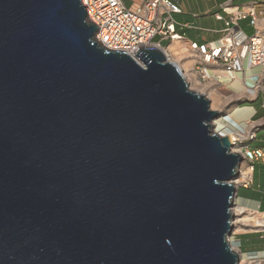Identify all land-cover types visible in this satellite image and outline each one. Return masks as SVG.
<instances>
[{"label": "water", "instance_id": "water-1", "mask_svg": "<svg viewBox=\"0 0 264 264\" xmlns=\"http://www.w3.org/2000/svg\"><path fill=\"white\" fill-rule=\"evenodd\" d=\"M86 18L0 0V264H240L225 115L163 51L107 50Z\"/></svg>", "mask_w": 264, "mask_h": 264}, {"label": "built area", "instance_id": "built-area-1", "mask_svg": "<svg viewBox=\"0 0 264 264\" xmlns=\"http://www.w3.org/2000/svg\"><path fill=\"white\" fill-rule=\"evenodd\" d=\"M80 1L87 14L86 21L97 28L95 41L107 50L124 52L134 58L140 46L154 47L163 51L171 62L170 47L181 43L183 53L177 56L180 63L191 64L187 76L181 71L190 88L189 82L193 81L196 86L202 82L224 83L226 77L221 74H226L230 81L238 75L245 80L247 71L254 69L261 71L258 77H253L257 82L256 88L260 86L258 82L264 80V9L259 8L256 2L222 5L220 12L215 14L217 20L224 21L222 37L214 43L197 44L185 42L177 32V27L188 26L175 22L174 15L182 14V10L170 0H145L133 8L125 7L121 0ZM224 15L227 16L225 20ZM242 20H248L252 28L249 37H245L239 28ZM171 63L179 68L176 63ZM214 123L217 132L218 121ZM221 124L223 130L234 136L232 151L240 155L247 170L246 178L236 188L249 186L253 165L264 163V148L247 147L244 142L249 143L252 135H247L244 130L231 129L225 120H221ZM239 257L240 264H264V258L244 259L240 253Z\"/></svg>", "mask_w": 264, "mask_h": 264}, {"label": "crops", "instance_id": "crops-1", "mask_svg": "<svg viewBox=\"0 0 264 264\" xmlns=\"http://www.w3.org/2000/svg\"><path fill=\"white\" fill-rule=\"evenodd\" d=\"M125 7L133 8L136 3L142 4L145 0H121ZM178 5L182 14L174 15V20L178 24L187 25V28L177 27V32L183 36L187 43H214L217 42L223 34L224 21L217 20L215 14L220 12L221 6L226 3L233 5H242L248 2H256L259 8L264 9V0H170ZM211 18L214 22L221 25L220 30L212 31L204 29L203 24ZM224 20L227 16H223ZM177 19H185L181 22ZM239 28L245 37L252 34V28L248 20L239 22ZM219 37L208 39L207 41L196 40L201 33H217ZM248 32V33H247ZM188 33L194 35L191 38ZM246 73V79H242V83L235 81L231 87H235L228 96L233 101L225 112V117L220 120H226L231 129L244 130L247 135H252L249 143L244 142L249 148H264V80L258 82L260 85L256 88L253 77H258L261 73L260 69H254ZM242 77V76H241ZM243 78V77H242ZM232 89V88H231ZM247 89L248 92H247ZM229 98V99H230ZM235 203L239 208L251 214L252 217L264 215V163H256L253 165L251 172V183L249 186H239L235 195ZM236 215V214H235ZM234 222V230L230 237V242L234 249L242 255L244 259H261L264 258V228L252 227L255 230H246L248 226H237ZM241 228V230L239 229ZM261 229V230H260Z\"/></svg>", "mask_w": 264, "mask_h": 264}, {"label": "rangeland", "instance_id": "rangeland-1", "mask_svg": "<svg viewBox=\"0 0 264 264\" xmlns=\"http://www.w3.org/2000/svg\"><path fill=\"white\" fill-rule=\"evenodd\" d=\"M181 22H186L185 19H177ZM206 20L208 21L207 23L203 24V28L204 29H210L212 31H215L216 29L217 30H220L221 29V25L214 22L211 18H206ZM248 33V32H247ZM187 35H189L191 38H195L194 35H192L191 33H188ZM219 32L217 33H201L200 35H198V37L196 38V40H201V41H207L208 39H212V38H217L219 37ZM185 65V68H189L188 66H190L191 64L190 63H184ZM187 64H189L188 66H186ZM223 76H225L226 78V82H222V83H217V81H212V82H202L201 85H198V86H193L194 87V91L198 92V93H201V94H204V95H209V93H214L219 99H220V103L218 106H215L213 107L214 109L212 110H217V111H220V112H225L230 106L233 105V101H231V98L228 97L232 90H235V87H231L232 86V82L233 81H230L226 74H221ZM203 86V87H201ZM232 88V89H231ZM249 89H247V92H248ZM212 95L209 96V98L211 100L210 101V104H212ZM230 98V99H229ZM226 121V120H225ZM216 130L219 134L222 133L223 130V126L221 124V120H218V124H217V127H216ZM223 135V134H221ZM244 167L245 164H244ZM247 214V213H246ZM248 215V214H247ZM237 216V215H236ZM237 228V225H235V229ZM246 230H255L254 228L251 229V228H246ZM261 230V229H260ZM236 252L238 250L234 249ZM239 254V252H237Z\"/></svg>", "mask_w": 264, "mask_h": 264}, {"label": "bare ground", "instance_id": "bare-ground-1", "mask_svg": "<svg viewBox=\"0 0 264 264\" xmlns=\"http://www.w3.org/2000/svg\"><path fill=\"white\" fill-rule=\"evenodd\" d=\"M169 60L171 62H174L176 63L178 66H179V69L183 72L184 75H188V72H189V69L188 68H185V64L183 63H180V59H178L179 57L177 56L178 54L180 55L181 53H183V46L181 45V43H175L174 45H172L170 47V50H169ZM189 64H187L186 66H188ZM189 67V66H188ZM248 73H251L250 71H247V74ZM185 76V77H186ZM242 77L241 76H236L233 80V82L235 81H238V82H241L242 83ZM193 81V80H192ZM232 82V83H233ZM191 84V89L194 91V85L196 86L195 82H189ZM212 104H210V107L211 109H214L213 107L215 106H218L219 103H220V99L214 94V93H209V95L207 96L208 97V100H211L209 98L210 95H212ZM216 124L214 123L213 124V127H215ZM223 135H228V137L230 138L231 141H233L235 138L233 135H231V133L228 131V130H224L222 131ZM235 153V152H234ZM247 176V170L246 168L244 167V163L241 162L240 166H239V173H238V176L237 178L234 180V185L235 187H237L242 180H244ZM234 214H236V219H235V223L237 226H256V227H260V228H264V215H261L259 217H252L251 214H246V211L243 210L242 208H239V207H235L234 208ZM234 222H233V226H234ZM241 230V228H239ZM238 252V251H237Z\"/></svg>", "mask_w": 264, "mask_h": 264}]
</instances>
